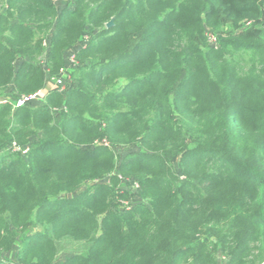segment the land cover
I'll return each instance as SVG.
<instances>
[{
    "label": "trees",
    "instance_id": "16d2710c",
    "mask_svg": "<svg viewBox=\"0 0 264 264\" xmlns=\"http://www.w3.org/2000/svg\"><path fill=\"white\" fill-rule=\"evenodd\" d=\"M59 1L0 0V97L77 51L44 104H0V254L54 264L69 237L91 246L62 264H264V0ZM123 177L148 206L111 211Z\"/></svg>",
    "mask_w": 264,
    "mask_h": 264
},
{
    "label": "rangeland",
    "instance_id": "374dc122",
    "mask_svg": "<svg viewBox=\"0 0 264 264\" xmlns=\"http://www.w3.org/2000/svg\"><path fill=\"white\" fill-rule=\"evenodd\" d=\"M55 4L58 8V11L63 8V4L60 3L59 0H55ZM263 20V19H262ZM252 22H246L244 26L237 31L245 29L248 25H250ZM236 31V33H237ZM207 37L209 39V42L212 43L214 41H211L212 36L209 33H206ZM213 39H216V34H213ZM211 37V39H210ZM88 41V38L86 36H83L78 44L77 47H83L85 46L86 42ZM47 46L46 49L40 58V61L42 62L46 56L47 53ZM77 51L76 48H73L67 53L66 60L69 59H74ZM75 60V59H74ZM74 70H69L66 75H64L63 78V83L64 87L70 85V76L73 73ZM49 84V83H48ZM50 85V84H49ZM11 96V92L9 89H7L3 96L0 98L3 99H8ZM140 151L138 145H129V146H124L120 147L117 150H115V158L116 161L119 162L123 157L133 154ZM108 177H105L104 179L100 180L97 183H107ZM136 179L131 178V177H123L119 178V183L116 188L117 194V199L111 200V211H120V210H126L130 208H134L139 205L143 206H148V202L145 198H142L139 195V189L135 187ZM19 246H21V240H18L17 244L14 246V248L7 252V253H2L0 254V262H4L7 264H18L17 259H18V252H19ZM91 246V241L89 240H74L71 238H62L59 239L56 242V249H57V254L54 260V264H62L66 259L69 257L75 256V255H82L86 256L88 253V250ZM218 261L223 264V258L219 255L218 256Z\"/></svg>",
    "mask_w": 264,
    "mask_h": 264
},
{
    "label": "built area",
    "instance_id": "2783aa9c",
    "mask_svg": "<svg viewBox=\"0 0 264 264\" xmlns=\"http://www.w3.org/2000/svg\"><path fill=\"white\" fill-rule=\"evenodd\" d=\"M207 33H209V32H207ZM209 34L212 36V39L210 37L211 41H214V42L210 43L209 39L207 37V34H206V37L208 39L209 44L212 46H216L217 45L216 39L215 40L213 39L214 36L212 33H209ZM74 59L67 60L66 65L59 70L58 75L56 77L48 79L47 82H49L53 86V91L60 92L64 89V83H63L62 77L64 75H66V73L69 70H73L75 67H77V63L75 62ZM42 89L36 91L35 93H33L31 95L20 97L17 100L2 99L0 101V104H10L12 106V110L15 111L21 107L32 105L35 102L42 101V100L45 101V95H44ZM12 151L20 153L22 156H25L28 152V147L21 148V147H18L15 143H13L12 144ZM135 187L138 188L136 183H135Z\"/></svg>",
    "mask_w": 264,
    "mask_h": 264
},
{
    "label": "crops",
    "instance_id": "0c3cea01",
    "mask_svg": "<svg viewBox=\"0 0 264 264\" xmlns=\"http://www.w3.org/2000/svg\"><path fill=\"white\" fill-rule=\"evenodd\" d=\"M49 82H46L45 86L43 87L42 91L45 95V100L47 98V96L53 92V86L50 84H48ZM10 92H11V89L9 88ZM12 93V92H11ZM13 95V93L11 94V96ZM11 96L8 98V99H11ZM3 98H0V101L2 100ZM45 101L42 100V101H38V102H35L34 104L30 105L31 107H38V106H41L42 104H44Z\"/></svg>",
    "mask_w": 264,
    "mask_h": 264
},
{
    "label": "water",
    "instance_id": "95a60500",
    "mask_svg": "<svg viewBox=\"0 0 264 264\" xmlns=\"http://www.w3.org/2000/svg\"><path fill=\"white\" fill-rule=\"evenodd\" d=\"M113 26V20H110L107 24H106V28L109 29Z\"/></svg>",
    "mask_w": 264,
    "mask_h": 264
}]
</instances>
